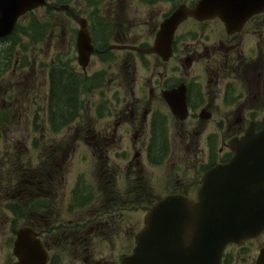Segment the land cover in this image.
<instances>
[{"label":"flooded vegetation","instance_id":"flooded-vegetation-1","mask_svg":"<svg viewBox=\"0 0 264 264\" xmlns=\"http://www.w3.org/2000/svg\"><path fill=\"white\" fill-rule=\"evenodd\" d=\"M134 1L140 8L135 11L130 8L133 0H102L98 13L91 7L88 13L74 9L87 19L95 50L89 63L81 66L77 47L81 25L76 21L77 29L66 35L63 44L74 51V59L82 67L78 70L73 66L74 70L87 84L81 93L73 142L67 139L59 146L52 145L40 165L26 169L27 173L18 168L13 175L14 162L7 158L12 184L16 179L27 186L26 190L31 189L25 192L26 199L22 189L14 194L0 193V204H4L0 208L13 214L9 224L15 264V241L23 227L32 229L43 245L48 255L46 264H66L68 254L74 258L71 264H102L95 244L101 235L104 240L111 239L108 229L122 226L119 221L125 209L138 208L128 205L129 195L138 199L152 196L153 202L170 193L195 197L205 173L232 159L231 142L251 126L256 132L262 128L264 12L252 14L243 22L233 18L229 24L219 16L198 19L189 15L178 26L171 54L165 58L152 50L162 23L182 7L194 9L201 0ZM55 35L53 30L49 36ZM96 57L102 66L89 72ZM172 127L179 137L174 147L169 135ZM163 130L168 137L164 154L153 144L155 132ZM82 141L93 147V160L100 164L103 205H90L96 187L79 177L69 190L68 212H64L50 167L60 168ZM169 157L174 181L161 192V185L151 180L147 168L163 166ZM119 180L129 185L123 193L116 187ZM8 198L16 202L6 201ZM76 209L93 217L78 219ZM66 215L69 219L63 218ZM263 238L264 232L242 245H229L221 264H244L241 260L237 263L236 251L247 254L245 264L248 258L250 264H257ZM255 242L261 245L256 256L252 255ZM128 253L122 255L119 264Z\"/></svg>","mask_w":264,"mask_h":264},{"label":"water","instance_id":"water-1","mask_svg":"<svg viewBox=\"0 0 264 264\" xmlns=\"http://www.w3.org/2000/svg\"><path fill=\"white\" fill-rule=\"evenodd\" d=\"M48 0H0V38L12 35L19 19L30 11L47 6ZM69 9V5L58 7ZM264 11V0H201L187 10L182 7L166 19L152 50L165 58L178 26L191 15L198 19L219 16L243 22ZM80 23L77 47L85 67L94 52L87 19L73 14ZM232 160L210 169L203 177L197 200L170 194L157 202L136 236L133 253L122 264H221L229 244L241 245L264 231V120L256 133L250 128L232 141ZM14 253L18 264H46L47 252L30 228L17 233ZM257 264H264V248Z\"/></svg>","mask_w":264,"mask_h":264},{"label":"rangeland","instance_id":"rangeland-1","mask_svg":"<svg viewBox=\"0 0 264 264\" xmlns=\"http://www.w3.org/2000/svg\"><path fill=\"white\" fill-rule=\"evenodd\" d=\"M133 3L134 4H130L132 11L140 9L137 7V3H135L134 0ZM71 5L86 13L89 11V8L83 0H73ZM75 5L77 6L75 7ZM103 8L104 6H102V9ZM144 8L145 7H143V10ZM86 13H84V15ZM51 18L58 26L54 30L56 35L51 38L47 36L46 41L37 46L30 47L26 53L20 52L15 58L13 57L11 68L3 73V77L0 81L1 89L6 90V95L12 94L15 97L13 99L6 98L3 102L6 106L10 104L8 109L10 112L6 111V113L9 114L10 123H6L3 127L0 139V193H3V191L5 192L1 195H8L9 193L7 192L9 191L14 194L16 190L22 189L23 193L21 194L25 197V192L31 190H26L27 186H25V184L20 185L16 179L12 184L10 175L11 164L7 159L8 156H10L11 160L19 167V170L23 169V171H25L29 168L34 169L35 166L40 165L45 152L50 153L52 151V145L59 146L61 142H66L67 139L71 143L74 139V128L78 124V117H76L75 120H77H74L71 124L60 125L59 127L62 128L58 130V133L55 131V128L49 125L48 121L44 120V117L45 119L47 118L45 114L47 108L45 97L49 93L50 85L48 82L49 69H46L44 63L49 65L58 64L64 67L66 63L69 62L70 64L72 62V66H75L78 70H82L77 60L74 59V51L63 44L66 35L68 37L70 35L69 32H72L75 28L77 29V22L72 18L71 14L57 10ZM154 19H156V17ZM25 55H28V57L33 60V63L26 67L22 65ZM71 56H73V59L69 61ZM101 66L102 63H100L98 58H93L89 66V72L99 69ZM85 97L88 99L87 96ZM40 107L44 108L39 111ZM36 113H40V119L34 122L35 116L37 115ZM214 123L210 125L211 129H213ZM35 125L39 126V128L36 129ZM69 125H72V128H70ZM226 126L228 127V123ZM175 132L173 127L169 132L173 147L176 141H179V137ZM34 142H37L35 144L36 146H34ZM80 145L81 146L76 148L75 151L69 153L67 156L68 158L62 163L60 168L57 166H54L55 169L53 166L50 167L51 172L55 175V189L59 190L56 193L59 199L63 200L61 204L64 212H68V204H66V201L69 199V190L75 186L79 177H81L84 183H91L96 187L97 191L94 196V203L90 205L93 204L92 206L94 207L103 205L104 191L101 186L102 179L98 174L100 173V164L97 163V160L96 162L93 160L95 157V150L85 141H82ZM137 147L139 148V146ZM129 149L131 151L133 149L131 144ZM172 150H174V148H172ZM16 153L23 154L20 155L22 158H15L14 156H17ZM18 162L20 163L18 164ZM120 164L122 165V163ZM172 168L173 162L171 161V157L165 161L163 166H151L147 168L151 180L156 183L157 186L159 184L161 185V192L165 191L164 187L167 184L174 181L171 171ZM57 175L61 178H58ZM32 186H34V184H32ZM117 186L121 189V193H123L129 185L126 180H119L116 187ZM110 189L114 190L115 187H111ZM141 199L142 197H139L138 200ZM6 201L16 202V200L12 198H8ZM0 205L3 206L4 204L1 203ZM137 206L138 208L134 210L129 209L127 206L128 209H125V212L121 214L122 220L119 221V223H121L122 226L120 228L116 229L113 226L108 229L109 235L111 236L110 240H104V237H101L102 235L99 236V238L102 239L95 244L98 250V255L96 257L102 261V264L103 262L106 264V261H108L107 264H119L122 255L132 251L133 245L131 246V243H134L133 234L141 228L144 220V211L141 210L142 204H138ZM80 212V210L77 211L78 219H82L84 216L85 218L93 217L86 213H82L81 215ZM12 215L11 211L6 208H0V264L16 263L13 257L12 226L9 224L13 219ZM115 215L118 216V212L115 213ZM63 218L69 219V216H63ZM112 231L114 236L111 233ZM119 233L121 234L118 237ZM105 234H108V232ZM261 240L263 242L262 244H264V238ZM256 244L257 247H255ZM260 246L259 242L254 243L252 246V255L255 253L256 256ZM234 255L237 263L241 260V262L245 264V257H247L246 253L236 251ZM73 260V256H69L68 254L65 263L71 264ZM250 261V258H248L247 264H250Z\"/></svg>","mask_w":264,"mask_h":264},{"label":"trees","instance_id":"trees-1","mask_svg":"<svg viewBox=\"0 0 264 264\" xmlns=\"http://www.w3.org/2000/svg\"><path fill=\"white\" fill-rule=\"evenodd\" d=\"M72 1L73 0H56L54 5L59 6L71 3ZM101 1L102 0H85V3L88 7L93 8V13H98L100 11L99 4ZM74 9L75 8L72 7V10ZM54 13L55 10L51 6L32 11L19 21L16 30L12 35L0 39V81L3 77V73L11 68L13 57L15 58L20 52L26 53L30 47L37 46L46 41L47 36L51 31L57 28V25L51 18ZM70 60L72 59L70 58L69 61ZM31 63H33V60H31L28 55H25L22 65L26 67ZM44 66L46 69H49L48 77L50 80V93L48 98L46 96L45 103H47V108L45 114L47 115L49 125L52 128H55V131L58 133V130L62 128L59 127L60 125L71 124L75 120L81 102V93L84 91V87H86L87 83H85V80L76 73L74 67L71 66V63L69 64V62L66 63L64 67H61L58 64L49 65L46 63H44ZM5 94L6 90L0 88V95L4 96ZM43 108L44 107H40L39 111ZM6 111L10 112L7 107L0 109V139L3 127L6 123H10L9 114H7ZM36 114L34 122L40 119V113ZM35 127L39 128L37 125H35ZM36 143L34 142V146H36ZM153 144L158 152H160L159 150H162V153L164 154L167 151H163V149L168 148V137L164 130L155 132ZM20 155L23 154H17V156L15 155L14 157L20 159L22 158ZM162 155L160 156L161 158ZM19 163L20 162H18V164ZM14 164L15 163H13L14 170L12 169L13 175L16 174V170L19 168ZM21 172L22 171H19L18 173ZM24 172L27 173V171ZM33 172L36 174L35 170ZM127 199L129 200L128 205L130 204L133 208H136L138 204H142L147 208L151 206V203L153 202L152 196L138 200L135 195H129ZM15 211L18 212L16 209Z\"/></svg>","mask_w":264,"mask_h":264}]
</instances>
